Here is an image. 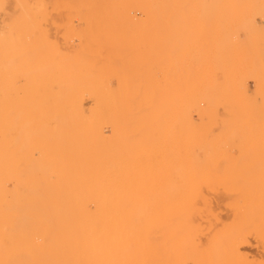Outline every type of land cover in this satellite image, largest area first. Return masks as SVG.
<instances>
[{
	"label": "rangeland",
	"instance_id": "374dc122",
	"mask_svg": "<svg viewBox=\"0 0 264 264\" xmlns=\"http://www.w3.org/2000/svg\"><path fill=\"white\" fill-rule=\"evenodd\" d=\"M12 1H14L15 5ZM110 1L0 0V264H74L72 260H69L73 257V253H67L70 252V250L63 244L65 241L69 243L65 237H70L72 233H75L73 231L76 230V226L73 225L74 222L73 224L66 222L70 216H62V211L57 205H46L42 203L45 200L42 201L41 199L39 202L38 199L29 198V204L32 205L31 208L33 207V202L36 200L41 204V209H39L41 211L38 212V210H36L37 213L34 212L35 210H33V208L36 202L34 203L32 211L31 209L28 210V207L25 211L23 210L24 205L26 207L28 201L24 203V198H21V200L20 198L16 199L15 197H11L7 191L12 183L14 153L12 144L13 125H17L15 126V128H18L17 132L21 130L25 135L26 133L24 132H29L30 135L33 134L34 131L38 133L41 131L40 128L46 129L44 134L48 131L51 132L48 133V135L41 134L42 138L44 137L43 141L40 139V134L38 133L37 136H39L36 137V140L34 138L33 141L32 137L30 138L27 136L30 139L26 142H21V139L25 140L24 138H26H23V134L21 133L22 135L19 134L21 137L19 136L20 139H18L19 143L17 148L19 150L21 145L22 148L23 146H28L29 148L31 145L30 148H33L32 150L30 148L24 149V152L21 154L19 151L20 153H18V155L21 154L20 156L24 157V159H33L32 161H35L34 163L36 164L42 162L43 165L53 166L58 161V163H61V160L67 159L66 157L70 158L77 155V139L74 132H77L79 129V126L82 124L81 120H84V116H87L86 118L91 120L86 121V123L84 122V124L88 125L83 129V137L86 135L84 138H93L97 141L94 146L96 149L93 148L91 156L98 162H103L105 160L103 163L110 164L114 171L116 169L114 174L115 176L118 175V177L116 180L114 179L113 188L115 187L114 189H117V193L115 192L117 197L123 200L124 198H122V196L126 194L128 199L130 198V202L131 198L134 200L130 203H134V207L129 204L130 206H126L127 209L124 208V212L122 211L123 214L121 210H123L125 205H128L126 202H129L127 197H125L126 195L124 196L125 200H127L126 202L123 201L125 205L121 207L119 205L117 210L114 211V217L116 216L115 218L118 219V221L121 219L120 221H126L128 223L138 222L140 218L139 216L137 218L136 212L140 211V209L141 211L145 209L146 212L150 210L148 207L145 208L146 205H151L150 201L152 202V200L149 199L151 197L153 198L151 194L154 193V185L150 183V181L154 180L156 182L157 180L156 183L161 181L167 184L173 182L174 180L171 181V179L175 177V188L177 192L176 190L170 191L174 193L171 194L172 197L169 191H165L166 193L163 192V196L166 197L161 200L162 202L160 199L163 197L158 196L159 201L155 199L157 203H155L156 201L154 200L155 202H152L154 206H151V209H154L155 204H158L156 207L158 206L160 210L155 208V212L151 210L149 213L157 214L156 212H160L161 209H168L170 206L172 207L176 204L175 206L177 207L175 210L176 212L178 211L177 213L179 216L175 213V210H173L172 214L168 215L171 217L164 218L168 216H156L158 218L157 220L154 216L149 218L147 223L148 225L152 223L150 226H153L156 222V225L160 226L164 223L166 225L170 224L174 220L172 223H182L184 228L188 227V229H191L196 239L200 240L202 238L201 240L205 239L203 240L204 242L206 240L208 241L204 244L205 246L203 245L202 248L204 249H200V252L195 251L190 253V257L187 259H192L193 261L190 260V262H188V260H186V264L187 262L188 264H209L210 260L218 264L222 258L219 264H224L225 262V264H245L246 262V264H264V239L262 238V242V239L257 240L250 235L254 228L258 230L262 229V227L264 228V201L261 200H264V193L260 194L264 192V166H260L264 165V0ZM60 2L63 4L61 3V5H59ZM107 5L111 6L108 8ZM76 6L79 7V9ZM15 9H18V12L15 11ZM110 18L111 20H109ZM25 21H27L28 24ZM2 24L3 26H1ZM33 29H35L34 33L32 31ZM78 31H81L79 32L80 35H78ZM30 42L31 44H29ZM17 44L19 45L18 47ZM86 44H89V47L86 46ZM109 45L110 47L108 48ZM11 49L14 51H11ZM32 50L33 53L36 51L34 53L35 55L32 54ZM7 51L8 53H6ZM29 51L31 53H29ZM16 56L20 57L16 59ZM11 58L14 62H11V65L9 63L7 64L6 60L9 59L12 61ZM27 61L29 63H27ZM116 62L118 64L115 65ZM121 62L124 63L122 64ZM50 63L52 64L50 65ZM4 65H8V70L5 69L6 67ZM44 66L48 68V70L45 69ZM13 68L16 69L15 72ZM39 68L41 70H39ZM109 69L113 71L111 72ZM30 70H35V73L33 74V71L29 73ZM43 71H45L46 75ZM40 72L42 73L40 74ZM8 74L12 75L9 76ZM84 76H86V78H84ZM89 82L91 84H89ZM62 86L63 88H61ZM3 89L6 91L4 94ZM3 95L6 96L4 97ZM58 96L61 102H59ZM99 96L101 97L100 99ZM103 97H105L106 100ZM15 98L17 99L15 100ZM6 100L7 102H5ZM45 100H47V103H45ZM54 100H56L55 102H59L58 106H56L58 102L55 104V102H53ZM90 101H93V103ZM121 101L122 104H120ZM42 102H44V104ZM68 105L70 107H68ZM42 106L44 107L43 110ZM98 106H101V108H98ZM36 107L39 109H36ZM48 108L50 111H45ZM68 108H70V110H68ZM102 108L106 110V112H104ZM20 109L21 111L25 109V112H23V110L22 114H26L21 115ZM88 109L90 111L92 110V112ZM27 111L31 113L28 112L27 114ZM44 112L46 114L43 115ZM49 112H51V114ZM69 112H72L71 114L73 115H70ZM85 112H88L91 116L87 115ZM57 113L61 114L58 115ZM77 114L78 116H76ZM103 114L107 115L104 116ZM13 115L18 119L16 120ZM92 115L98 122L97 120H92ZM62 117L64 120H62ZM69 117H73L71 118L73 123L70 121ZM57 118L59 120L61 119L63 124L61 120L57 121ZM125 119L126 122L124 123ZM13 120L18 122L14 123L15 121ZM42 120L44 121L42 122ZM121 120L124 123H122L123 126L120 125L122 122ZM26 121L30 122L29 125ZM45 121L47 124H44ZM92 121H94V125L91 124L93 123ZM59 122L62 124H60L62 127L59 126ZM21 123H26V129L30 127L29 130H26L25 126L21 125ZM90 124L93 125L91 128ZM64 125H66V127ZM20 126H24V129L21 127L22 130ZM32 127H35L36 130ZM89 131L94 132H90V137L87 135ZM49 135L51 138H49V141H46L45 139L48 138ZM94 135H97L98 138ZM33 136H35V132ZM26 139L28 140V138ZM104 140H107L106 143H104ZM35 141L36 143H34ZM22 148L20 150H22ZM40 148L41 152H46L47 154L41 153ZM33 150H38L40 153H38V151L34 153ZM130 150H132L131 153ZM32 153L34 154L31 157L30 154L32 155ZM160 153L163 154L161 155ZM37 154H40L39 156L41 157ZM152 154L153 156H151ZM101 155H103L102 160H100L102 157ZM147 156H149V158ZM109 157L110 159H108ZM251 157L255 160L253 158L250 159ZM49 158L51 160L54 159V162ZM171 159L173 162H171ZM161 164L163 166L160 167ZM170 165L171 167H169ZM172 165L181 166L182 170L179 172L180 177L174 172ZM134 167L137 168V170ZM171 168L173 171L171 170L170 172ZM125 169L131 171V176L133 178L130 177L123 181L124 175L131 174ZM238 170H240V172ZM120 171H122V173ZM163 173L165 174L162 175ZM121 174L123 175L120 178ZM149 174L151 176H149ZM136 175H141L143 180L134 177ZM194 176L196 178H194ZM252 176L258 177L254 179L255 177L252 178ZM153 177L155 179H153ZM159 177H161L163 181L160 180ZM251 178L254 179L251 182L252 185L248 182V179L250 180ZM135 179L138 182L140 181L139 184H134ZM181 179H183L185 183L182 182ZM194 179L196 181H194ZM257 179H259V181H257ZM116 181L117 183L119 182L118 185L120 183L122 184L119 188ZM127 181L130 182L131 185ZM186 181H190V183ZM246 181L247 186L245 184ZM125 182L127 183L125 184ZM149 183L150 190H148L149 187L146 188ZM182 183L183 185L187 184V186L178 190L177 188L181 187ZM254 183L256 186L252 188ZM261 184L263 186H261ZM135 185L139 186L135 187ZM144 185L146 186L144 187ZM131 187L134 188L132 189ZM139 187L140 189H138ZM250 187L253 189L252 191L257 192L253 194L251 190V192H248V188L250 189ZM241 188H243V190H241ZM246 190L248 193H243ZM240 191H242L243 194H241ZM142 196L147 198L151 197L149 199H144ZM253 197L258 198V200L260 199L257 201L258 203L262 202L260 204L255 202L254 205L251 206V200L254 199ZM166 198H168L167 203L164 202ZM141 199L143 201H141ZM188 199L193 202L188 201ZM14 200L19 204L15 203ZM168 200H170L169 203ZM178 200L181 201L178 202ZM121 202L122 201L119 203L121 204ZM159 202L161 203L160 205ZM190 202H192L193 205ZM21 203H24V205L22 206ZM39 203L38 205H40ZM172 203L174 204L172 205ZM183 203L188 205V209L184 207L185 205ZM15 205L18 206L17 210L19 208V212L16 211ZM38 205L36 206L37 208L35 207L34 209H38ZM139 206L142 207L140 208ZM50 207L52 208L49 209ZM248 207H250V209ZM256 208H262L263 213L262 209L260 211ZM118 209L121 213L118 212ZM251 211L259 214L257 215L259 218L257 219V217H255L256 215H253ZM127 214L130 217L127 216ZM132 215H135L138 220L136 218L134 220L135 216L133 217ZM61 216L65 218L66 221L62 220ZM118 216L120 217L118 218ZM121 217L124 218L122 219ZM181 217L184 219L182 222L180 221L183 220ZM228 217L230 220L228 219L227 221ZM254 217L256 220L253 219ZM153 218L156 221H153ZM176 218V221H179L178 223L175 222ZM189 219L190 221L193 220L191 221L193 222L192 224L188 221ZM253 220H255L254 224ZM157 221L159 223H157ZM236 221L237 223H235ZM203 222L205 224H203ZM248 224H250L251 230L247 228L249 227ZM241 226L244 228L242 229ZM232 228H236L238 234H236L235 229L231 231ZM228 229H230L232 233ZM240 229H242V231ZM244 229H247L246 232ZM249 230L250 233L248 232ZM241 232L243 233L241 234ZM203 234L204 236H202ZM226 235L227 237L225 238L224 236ZM221 236L225 239L220 238ZM216 238L219 239V242H217L218 240ZM228 238L234 239V241L238 240L240 241L239 243H242L245 239H247L246 242L248 241L247 243L244 242L241 244L239 254L242 255H238L240 257L236 255L238 259L236 256H234L236 259L233 258L232 254H224L223 252V250L226 249ZM69 239L72 240L71 237ZM212 245L214 247H211ZM223 247L225 248L223 249ZM220 248L222 250H220ZM218 250H220V252L222 251V254L220 253V257L216 258L217 255L219 256V254H217V252L219 253ZM207 255L209 258L213 255V260L212 258H208V260L205 259L204 261L203 256L207 258ZM196 257L199 258L198 262L196 261ZM217 259H219V261H216ZM68 260L71 262H68ZM215 262L210 264H215Z\"/></svg>",
	"mask_w": 264,
	"mask_h": 264
},
{
	"label": "bare ground",
	"instance_id": "6f19581e",
	"mask_svg": "<svg viewBox=\"0 0 264 264\" xmlns=\"http://www.w3.org/2000/svg\"><path fill=\"white\" fill-rule=\"evenodd\" d=\"M27 1H29V0H27ZM48 1H50V0H48ZM53 1V0H52ZM85 1V0H84ZM95 1V0H94ZM107 1V0H106ZM110 1V0H109ZM114 1V0H113ZM13 2V4H14V1H12ZM17 2V1H16ZM15 2V3H16ZM37 2V1H36ZM70 2V1H69ZM111 2V1H110ZM125 2V1H124ZM22 3V2H21ZM34 3V2H33ZM47 3V2H46ZM57 3V2H56ZM61 3L62 2H60L59 3V5H61ZM81 3V2H80ZM104 3V2H103ZM106 3V2H105ZM109 3V2H108ZM120 3V2H119ZM4 4H5V2H4ZM19 4V3H18ZM42 4V3H41ZM41 4H40V6H41ZM48 4V3H47ZM52 4V3H51ZM55 4V3H54ZM63 4V3H62ZM113 4V3H112ZM118 4V3H117ZM7 5V4H6ZM15 5V4H14ZM58 5V4H57ZM105 5V4H104ZM2 6V5H1ZM19 6H20V4H19ZM29 6V5H28ZM75 6V5H74ZM77 6H78V4H77ZM76 6V7H77ZM83 6V5H82ZM97 6V5H96ZM108 6V5H107ZM111 6V5H110ZM110 6H108V8L110 7ZM45 7V6H44ZM60 7V6H59ZM75 7V8H76ZM23 8V7H22ZM41 8H42V6H41ZM78 9H79V7H77ZM85 8V7H84ZM87 8H89V7H87ZM116 8V7H115ZM3 9V8H2ZM101 9V8H100ZM118 9V8H117ZM125 9V8H124ZM18 9H15V11H17ZM32 10V9H31ZM37 10H38V8H37ZM40 10V9H39ZM123 10V9H122ZM5 11V10H4ZM14 11V12H15ZM26 11V10H25ZM34 11V10H33ZM97 11V10H96ZM102 11V10H101ZM3 12V11H2ZM18 12V11H17ZM41 12H42V10H41ZM103 12V11H102ZM108 12V11H107ZM30 13V12H29ZM88 13V12H87ZM104 13V12H103ZM17 14V13H16ZM37 14H38V11H37ZM102 14V13H101ZM110 14H112V13H110ZM17 15H19V14H17ZM114 15V14H113ZM124 15V14H123ZM8 16H10V15H8ZM33 16H34V14H33ZM105 16V15H104ZM14 17V16H13ZM15 17H16V15H15ZM20 17V16H19ZM22 17V16H21ZM43 17V16H42ZM41 17V18H42ZM109 17V16H108ZM114 17V16H113ZM2 18V17H1ZM116 18H117V16H116ZM129 18V17H128ZM79 19V18H78ZM103 19V18H102ZM108 19V18H107ZM113 19H115V18H113ZM21 20V19H20ZM33 20V19H32ZM109 20H111V18L109 19ZM11 21V20H10ZM27 21H28V19H27ZM27 21H25V22H27ZM34 21V20H33ZM123 21V20H122ZM3 22V21H2ZM7 22V21H6ZM5 22V23H6ZM24 22V23H25ZM30 22V21H29ZM35 22V21H34ZM105 22V21H104ZM10 23V22H9ZM8 23V24H9ZM89 23V22H88ZM95 23V22H94ZM27 24H28V22H27ZM31 24V23H30ZM106 24V23H105ZM7 25V24H6ZM21 25V24H20ZM31 25H33V24H31ZM84 25H85V23H84ZM92 25V24H91ZM93 25H95V24H93ZM103 25V24H102ZM117 25V24H116ZM115 25V26H116ZM122 25V24H121ZM1 26H3V24L1 25ZM119 26V25H118ZM12 27V26H11ZM124 27V26H123ZM5 28H6V26H5ZM13 28H14V26H13ZM12 28V29H13ZM3 29V28H2ZM11 29V30H12ZM15 29V28H14ZM28 29V28H27ZM31 29H32V27H31ZM81 29V28H80ZM110 29V28H109ZM20 30V29H19ZM34 30L35 29H33L32 31H33V33H34ZM37 30V29H36ZM2 31V30H1ZM15 31H18V30H15ZM42 31V30H41ZM41 31H38V32H41ZM102 31V30H101ZM105 31V30H104ZM115 31V30H114ZM126 31V30H125ZM13 32V31H12ZM22 32V31H21ZM45 32V31H44ZM79 32H81V31H78V35H80L79 34ZM86 32V31H85ZM1 33V32H0ZM6 33V32H5ZM15 33V32H14ZM13 33V34H14ZM36 33V32H35ZM9 34H11V33H9ZM38 34V33H37ZM42 34V33H41ZM46 34V33H45ZM85 35H86V33H85ZM88 35V34H87ZM91 35V34H90ZM109 35V34H108ZM119 35V34H118ZM36 36V35H35ZM42 36H44V35H42ZM95 36V35H94ZM114 36V35H113ZM13 37V36H12ZM30 37H31V35H30ZM82 37V36H81ZM88 37V36H87ZM97 37V36H96ZM2 38H5V37H2ZM27 38V37H26ZM83 38H84V36H83ZM9 39V38H8ZM3 40V39H2ZM23 40H24V38H23ZM83 40V39H82ZM1 41V40H0ZM6 41H7V39H6ZM20 41V40H19ZM28 41V40H27ZM30 41V40H29ZM80 41H81V38H80ZM89 41H90V39H89ZM46 42V41H45ZM106 42V41H105ZM25 43H26V40H25ZM87 43V42H86ZM95 43V42H94ZM20 44H21V42H20ZM29 44H31V42L29 43ZM29 44H27V45H29ZM111 44V43H110ZM119 44V43H118ZM124 44V43H123ZM19 45L17 44V47H18ZM80 46V45H79ZM86 46H88L89 47V44L87 45L86 44ZM97 46V45H96ZM106 46H107V44H106ZM113 46H115V45H113ZM2 47H3V45H2ZM24 47V46H23ZM39 47H41V46H39ZM110 47V45L108 46V48ZM16 48V47H15ZM14 48V49H15ZM99 48H100V46H99ZM33 49V48H32ZM93 49V48H92ZM112 49V48H111ZM116 49V48H115ZM114 49V50H115ZM13 49H11V51H12ZM16 50V49H15ZM52 50V49H51ZM81 50V49H80ZM88 50V49H87ZM105 50H106V48H105ZM109 50V49H108ZM119 50V49H118ZM124 50V49H123ZM10 51V50H9ZM14 51V50H13ZM85 51V50H84ZM111 51V50H110ZM124 51H126V50H124ZM16 52H17V50H16ZM32 52V54L33 55H35L34 53L36 52H34L33 53V50L31 51ZM30 51H29V53H31ZM38 52V51H37ZM41 52V51H40ZM47 52V51H46ZM6 53H8V51L6 52ZM5 53V54H6ZM27 53V52H26ZM59 53V52H58ZM104 53V52H103ZM102 53V54H103ZM28 54V53H27ZM81 54V53H80ZM84 54V53H83ZM87 54V53H86ZM1 55H3V54H1ZM23 55V54H22ZM10 56V55H9ZM23 56H25V55H23ZM29 56V55H28ZM49 56V55H48ZM81 56V55H80ZM92 56V55H91ZM107 56V55H106ZM220 56V55H219ZM225 56V55H224ZM5 57V56H4ZM7 57V56H6ZM12 57V56H11ZM17 57H20V56H16V59H17ZM85 57H86V55H85ZM96 57V56H95ZM126 57V56H125ZM1 58H2V56H1ZM28 58V57H27ZM12 59V58H11ZM29 59V58H28ZM82 59V58H81ZM6 60V59H5ZM34 60V59H33ZM99 60V59H98ZM110 60V59H109ZM108 60V61H109ZM121 60V59H120ZM4 61V60H3ZM20 61V60H19ZM40 61V60H39ZM56 61V60H55ZM79 61H80V59H79ZM83 61V60H82ZM88 61V60H87ZM106 61V60H105ZM111 61H113V60H111ZM124 61V60H123ZM13 63L14 61H13V59H12V61H10L9 59L8 60H6V63L8 64H10V63ZM15 62H16V60H15ZM47 62H48V60H47ZM52 62V61H51ZM83 62H85V61H83ZM100 62V61H99ZM115 62V61H114ZM113 62V63H114ZM220 62V61H219ZM5 63V62H4ZM5 63V64H6ZM17 63V62H16ZM27 63H29L28 61H27ZM36 63V62H35ZM88 63V62H87ZM101 63V62H100ZM111 63V62H110ZM122 64L124 63V62H121ZM120 63V64H121ZM126 63V62H125ZM40 64V63H39ZM43 64V63H42ZM52 63H50V65H51ZM112 64V63H111ZM116 64H118L117 62L115 63V65ZM119 64V65H120ZM11 65V64H10ZM49 65V66H50ZM89 65H90V63H89ZM99 65V64H98ZM5 66V65H4ZM7 66L8 65H6L4 68L5 69H7ZM20 66V65H19ZM23 66V65H22ZM48 66V67H49ZM84 66V65H83ZM88 66V65H87ZM12 67V66H11ZM39 67V66H38ZM79 67V66H78ZM106 67V66H105ZM2 68V67H1ZM20 68H21V66H20ZM35 68V67H34ZM44 68H45V66H44ZM104 68V67H103ZM112 68V67H111ZM5 69H3V70H5ZM14 69V68H13ZM13 69H10V70H13ZM45 69H47L48 70V68H45ZM83 69V68H82ZM93 69H95V68H93ZM101 69V68H100ZM125 69V68H124ZM8 70V69H7ZM15 70L16 69H14V72H15ZM22 70V69H21ZM39 70H41L40 68H39ZM99 70V69H98ZM109 70H111V69H109ZM31 71H33V70H30V72L29 73H31ZM95 71V70H94ZM101 71V70H100ZM113 70H111V72H112ZM124 71V70H123ZM9 72H11V71H9ZM44 73H45V71H43ZM49 72V71H48ZM87 72V71H86ZM89 72V71H88ZM102 72V71H101ZM20 73V72H19ZM26 73V72H25ZM28 73V72H27ZM35 73V70L33 71V74ZM42 72H40V74H41ZM124 73V72H123ZM32 74V75H33ZM98 74H99V72H98ZM108 74V73H107ZM9 75V74H8ZM10 75H12V74H10ZM9 75V76H10ZM14 75V74H13ZM31 75V76H32ZM45 75H46V73H45ZM45 75H43V76H45ZM47 75H48V73H47ZM57 75V74H56ZM80 75V74H79ZM102 75V74H101ZM211 75V74H210ZM41 76V75H40ZM92 76V75H91ZM91 76H90V78H91ZM96 76V75H95ZM174 76V75H173ZM24 78H25V76H24ZM33 78H34V76H33ZM38 78H39V76H38ZM84 78H86V76H84ZM9 79V78H8ZM46 79V78H45ZM101 79H102V76H101ZM176 79V78H175ZM47 80V79H46ZM51 80V79H50ZM49 80V81H50ZM54 80V79H53ZM84 80H86V79H84ZM105 80V79H104ZM4 81V80H3ZM9 81H11V80H9ZM26 81H27V79H26ZM56 81H58V80H56ZM95 81H96V79H95ZM6 82V81H5ZM44 82V81H43ZM51 82V81H50ZM82 82V81H81ZM123 82V81H122ZM58 83V82H57ZM96 83H97V81H96ZM121 83V82H120ZM3 84V83H2ZM13 84V83H12ZM33 84V83H32ZM89 84H91L90 82H89ZM25 85V84H24ZM57 85V84H56ZM55 85V86H56ZM50 86H52V85H50ZM78 86V85H77ZM80 86H81V84H80ZM83 86V85H82ZM97 86V85H96ZM100 86V85H99ZM6 87V86H5ZM13 87V86H12ZM25 87V86H24ZM52 88V87H51ZM61 88H63V86L61 87ZM104 88V87H103ZM6 89H8V88H6ZM31 89V88H30ZM53 89H55V88H53ZM58 89V88H57ZM123 89V88H122ZM4 90V89H3ZM81 90V89H80ZM84 90V89H83ZM97 90V89H96ZM7 91H9V90H7ZM38 91H39V89H38ZM37 91V92H38ZM41 91V90H40ZM99 91V90H98ZM102 91H104V90H102ZM6 91L4 90V92H3V94L5 93ZM44 92V91H43ZM64 92V91H63ZM93 92V91H92ZM40 93V92H39ZM48 93V92H47ZM47 93H45V94H47ZM53 93V92H52ZM114 93V92H113ZM41 94V93H40ZM63 94V93H62ZM14 95V94H13ZM64 95V94H63ZM79 95V94H78ZM86 95V94H85ZM4 97L6 96V95H3ZM84 96V95H83ZM114 96V95H113ZM123 96V95H122ZM53 97H55V96H53ZM78 97V96H77ZM88 97V96H87ZM93 97V96H92ZM97 97H98V95H97ZM125 97V96H124ZM28 98H29V96H28ZM46 98V97H45ZM57 98H59V96L57 97ZM76 98V97H75ZM79 98V97H78ZM77 98V99H78ZM82 98V97H81ZM84 98V97H83ZM101 97L99 96V99H100ZM104 99H105V97H103ZM115 98H117V97H115ZM5 99V98H4ZM17 98H15V100H16ZM23 99V98H22ZM88 99V98H87ZM95 99V98H94ZM110 99V98H109ZM25 100V99H24ZM57 100V99H56ZM56 100H54L53 102H55ZM59 100H60V98H59ZM70 100V99H69ZM75 100V99H74ZM79 100V99H78ZM82 100V99H81ZM106 100V99H105ZM121 100H122V98H121ZM32 101V100H31ZM46 102L45 103H47V100H45ZM94 101V100H93ZM93 101H90V102H92L93 103ZM101 101H102V99H101ZM104 101V100H103ZM5 102H7V100L5 101ZM30 102V101H29ZM58 102V101H57ZM57 102H55V104L57 103ZM59 102H61V100L59 101ZM59 102H58V104L56 105V106H58L59 105ZM71 102V101H70ZM73 102H75V101H73ZM79 102H80V100H79ZM89 102V101H88ZM30 103H32V102H30ZM43 104H44V102H42ZM50 103H51V101H50ZM105 103H106V101H105ZM124 103V102H123ZM18 104H19V102H18ZM49 104V103H48ZM61 104V103H60ZM96 104V103H95ZM108 104V103H107ZM119 104V103H118ZM120 104H122V101L120 102ZM22 105H24V104H22ZM28 105H29V103H28ZM31 105V104H30ZM35 105V104H34ZM90 105V104H89ZM97 105V104H96ZM99 105V104H98ZM101 105V104H100ZM102 105H104V104H102ZM109 105H110V103H109ZM108 105V106H109ZM15 106V105H14ZM16 106H17V104H16ZM26 106H27V104H26ZM85 106V105H84ZM94 106V105H93ZM112 106V105H111ZM120 106H122V105H120ZM37 107H38V105H37ZM36 107V109H39V108H37ZM43 107V106H42ZM41 107V108H42ZM64 107V106H63ZM68 107H70L69 105H68ZM103 107V106H102ZM29 108H30V106H29ZM60 108V107H59ZM98 108H101V106L99 107L98 106ZM106 108V107H105ZM129 108V107H128ZM128 108H126V109H128ZM16 109H17V107H16ZM44 109V107L42 108V110ZM61 109V108H60ZM85 109V108H84ZM92 109V108H91ZM103 109V108H102ZM101 109V110H102ZM112 109V108H111ZM24 110V111H23ZM22 111L23 112H25V109H23ZM50 111V109L48 108L47 110H45V111ZM68 110H70V108H68ZM74 110V109H73ZM86 110V109H85ZM89 110V109H88ZM87 110V111H88ZM101 110H100V112H101ZM104 110V109H103ZM115 110V109H114ZM116 110H117V107H116ZM13 111H14V109H13ZM12 111V112H13ZM22 111H21V109H20V113H21V115H24V114H26V113H24V114H22ZM35 111V110H34ZM58 111V110H57ZM61 111V110H60ZM67 111V110H66ZM76 111V110H75ZM90 111V110H89ZM88 111V112H89ZM97 111H99V110H97ZM28 112H30V111H27V114H28ZM36 112V111H35ZM43 112V111H42ZM51 112H53V111H51ZM51 112H49L50 114H51ZM62 112V111H61ZM86 113L87 115H90L91 116V114H89V113ZM90 112H92V110L90 111ZM104 112H106V110H104ZM103 112V113H104ZM19 113V114H20ZM31 113V112H30ZM70 113V112H69ZM72 113V112H71ZM70 113V115H73V114H71ZM102 113V112H101ZM100 113V114H101ZM14 114V113H13ZM44 114H46L45 112L43 113V115ZM49 114V115H50ZM56 114V113H55ZM58 114V113H57ZM59 114H61V113H59ZM58 114V115H59ZM65 114V113H64ZM76 114V113H75ZM74 114V115H75ZM41 115H42V113H41ZM82 115V114H81ZM104 115V114H103ZM105 115H107V114H105ZM104 115V116H105ZM115 115V114H114ZM120 115V114H119ZM130 115V114H129ZM128 115V116H129ZM15 118H16V116L15 115H13ZM18 116V115H17ZM66 116V115H65ZM76 116H78V114L76 115ZM93 116V115H92ZM94 116H95V114H94ZM94 116H93V118H92V120H94V121H96L97 119H94ZM103 116V117H104ZM117 116V115H116ZM127 116V117H128ZM22 117V116H21ZM37 117V116H36ZM43 117V116H42ZM45 117V116H44ZM87 117V116H86ZM85 116H84V120H81L82 121V124L79 126V129L77 130L76 128V130H77V132H74V135L76 136V142H77V145H76V149L78 150V152H76L77 153V155H74L73 153V157H70V158H68V157H66L67 159H65V160H61V163H56L55 165H51V166H48V165H43V163L42 162H40V164H39V162L36 164V163H34L32 160L33 159H29V158H26V159H24V157H22V156H20L23 152H24V149H29L30 147H31V145L29 146V148H28V146L27 147H24L23 146V148H22V145H21V147H20V149L22 148V150H18V148H17V146H18V139H20L19 138V136L21 137V135L23 134V131H21L20 130V132H17V130H18V128L16 129L15 128V126H17L16 124H15V126L13 125L12 126V144H13V148H14V153H13V172H12V183H11V187L8 189V193L11 195V197H15L16 199L17 198H24V203H26L27 201H28V203H27V205H30L29 203V201H30V199H38L39 200V202H40V199L43 201V200H45L44 202H42V203H45L46 205H57L58 206V208L59 209H61V211H62V216H65V215H69L70 216V218L66 221V219L65 218H63L62 216V220H65L66 222H69V223H72L73 224V222H74V224L73 225H75L76 226V230H74L73 232H75L74 234L72 233V235L70 236L71 238H72V240H73V242H72V240H70L69 238V236H67V237H65V239H67L68 240V242L69 243H67L66 241L63 243V244H65L66 245V247H68L69 248V250H70V252H67V253H73V257L72 258H70L69 260H72L73 261V263L74 264H186V260H188V262H190V260L191 261H193L192 259H187V258H189L190 257V253H192V252H195V251H197V252H200V249H204V248H202L203 247V245L204 244H206V241L204 242L203 240H205V239H203V240H199V239H196V237L195 236H193V231L191 230V229H188V227L187 228H184L183 226H182V223L181 224H175V223H170V224H159L160 226H158V225H156V222H155V226L153 225V226H150V224H152V223H150L149 225H148V223H147V220L149 219V218H151V217H156V216H162V217H164V216H168V215H171L172 214V212H173V210H175L176 209V207L177 206H175L176 204H174V203H172V207L170 206V208H168V209H161V211L160 212H156L157 214H151V213H149L151 210H153L154 212H155V208L156 209H158V206L156 207V205H158V204H155V207H154V209H151V206H154V202L156 201L155 199H157L158 200V196H162L163 198H161L160 199V201L162 200V199H164L165 197L163 196V192H165V191H169V194H170V196L172 197V195L171 194H174L173 192L171 193L170 191H175L176 190V185H175V177H174V179H171V181L172 180H174L173 182H171V183H162L161 181L159 182V183H156L157 182V180H156V182L154 181V180H148V181H150V183H152L153 185H154V193L153 194H151V196L153 195V198L151 197H144V196H142L144 199L145 198H147V199H149V200H152V202L150 201V203H151V205L149 206V204H148V206L146 205H144V203H143V205L145 206V208L146 207H148L150 210L148 211V212H146V210H145V212H144V210H142L141 211V209H140V211H138V212H136V210H135V212L137 213L136 215H137V218H138V216H139V221L138 222H126V221H120L121 219H119V221H118V219H116L115 217H114V211L115 210H117V207H119V205H120V207L121 206H123V205H125V204H123L124 202H126L127 200H125V197H127V199H128V196L126 195H123L122 196V198H124L123 200L121 199H119L118 197H117V189L115 190L114 188H113V182H114V179L116 180V178L118 177V175H116L115 176V174H114V172L116 171V169H115V171L112 169V166L110 165V164H108V163H103L102 161V163L101 162H98V161H96L95 160V158H93L92 156H91V152L93 151V148H94V146L96 145V143H97V141H96V139H93L92 137V139H89L88 137H86V138H84L83 137V129H84V127L86 126V125H88V124H84V122L86 123V121H90L91 119H87ZM108 117V116H107ZM126 117V118H127ZM25 118V117H24ZM60 118H61V116H60ZM70 118V121L72 120L71 118H73V117H69ZM75 118V117H74ZM96 118H97V116H96ZM113 118V117H112ZM18 118H16V120H17ZM19 119H21V118H19ZM30 119H32V118H30ZM37 119H39V118H37ZM41 119V118H40ZM48 119H50V118H48ZM56 119V118H55ZM76 119V118H75ZM77 119H78V117H77ZM101 119V118H100ZM103 119H105V118H103ZM61 120V119H60ZM58 118H57V121H60ZM62 120H64L63 119V117H62ZM61 120V122H62V124H63V121ZM187 120V119H186ZM13 121H15V120H13ZM22 121V120H21ZM37 121V120H36ZM41 121V120H40ZM44 120H42V122H43ZM56 121V122H57ZM68 121V120H67ZM73 121V120H72ZM71 121V122H72ZM75 122L77 121V120H74ZM94 121H92L93 123H91V124H93L94 125ZM100 121V120H99ZM122 121V120H121ZM129 121V120H128ZM16 122H18V121H15L14 123H16ZM49 122V121H48ZM77 122H79V121H77ZM97 122H98V120H97ZM102 122H103V120H102ZM105 122H106V120H105ZM126 122V119H125V121H124V123ZM26 123L29 125V123L30 122H28V121H26ZM26 123H21V125H24L25 126V129L27 128L26 126H27V124ZM34 123H36V122H34ZM51 123V122H50ZM50 123H49V125H50ZM73 123V122H72ZM80 123V122H79ZM88 123V122H87ZM96 123V122H95ZM122 123H123V121L121 122V124L120 125H122ZM123 123V124H124ZM18 124V123H17ZM26 124V125H25ZM38 124H40V123H38ZM44 124H47V122L45 121V123ZM61 123L59 122V126H61L60 125ZM64 124H65V121H64ZM75 124V123H74ZM90 124V128L93 126V125H91ZM99 124V123H98ZM109 125V124H108ZM119 125V126H120ZM24 126H20V128L21 127H23V129H24ZM31 126V125H30ZM33 126V125H32ZM35 126V125H34ZM38 126V125H37ZM65 127H66V125H64ZM72 126H74V125H72ZM112 126H114V125H112ZM112 126H110V127H112ZM123 126V125H122ZM44 127V126H43ZM46 127V126H45ZM62 127V126H61ZM99 127V126H98ZM107 127V126H106ZM30 128V127H29ZM29 128L28 129H26V130H29ZM32 128H35V127H32ZM49 128V127H48ZM22 129V128H21ZM22 129V130H23ZM38 129H39V127H38ZM40 129H41V131L43 132H41L40 131ZM39 129V131L41 132H38L39 134H40V139H42V141L44 140L43 138H42V135L41 134H44V132H45V130L46 129H42V128H40ZM105 129V128H104ZM120 129V128H119ZM35 130H36V128H35ZM44 130V131H43ZM69 130V129H68ZM70 130H73V129H70ZM86 130V129H85ZM110 130H111V128H110ZM94 131H96V130H94ZM30 132H31V129H30ZM34 132H35V136H33V134H34ZM33 132V134H31L30 135V133L28 132H24V133H26V135L25 134H23L22 136H23V138L24 137H26V138H28V140L26 139V138H24L25 140H22L21 139V142H26V141H29V139L32 137V140L35 138V140L37 139L36 137H38L37 136V132L36 131H34ZM72 132V131H71ZM90 132H93V131H89V133L87 132V135L89 136V134H90ZM111 132V131H110ZM22 133V134H21ZM32 133V132H31ZM48 133H51V132H47V133H45L44 135H48ZM94 133V132H93ZM117 133V132H116ZM124 133V132H123ZM19 134H21V135H19ZM28 134V135H27ZM85 134V133H84ZM100 134V133H99ZM25 135V136H24ZM98 135V134H97ZM97 135L95 136V137H97ZM117 135V134H116ZM118 135H120V134H118ZM27 136H29V137H27ZM93 136V137H94ZM115 136V135H114ZM122 136H123V134H122ZM46 137V136H45ZM90 137V136H89ZM103 137V136H102ZM107 137V136H106ZM111 137V136H110ZM117 137V136H116ZM49 138H51V136L49 135L48 136V138H46L45 140L47 141H49ZM98 138V137H97ZM105 139V138H104ZM117 139V138H116ZM34 141V140H33ZM41 141V140H40ZM41 141V142H42ZM51 141H52V139H51ZM107 141V140H106ZM106 141L104 140V143H106ZM114 141V140H113ZM121 141V140H120ZM119 141V142H120ZM32 142V141H31ZM45 142V141H44ZM53 142V141H52ZM96 142V143H95ZM34 143H36V141L34 142ZM101 143H103V142H101ZM103 143V144H104ZM112 143V142H111ZM29 144V143H28ZM32 144V143H31ZM45 144V143H44ZM49 144V143H48ZM54 144V143H53ZM52 144V145H53ZM49 145H51V144H49ZM56 145V144H55ZM111 145V144H110ZM20 146V145H19ZM33 146V145H32ZM36 146H38V145H36ZM54 146V145H53ZM105 146V145H104ZM34 147V146H33ZM41 147V146H40ZM48 147V146H47ZM107 147V146H106ZM38 148V147H37ZM44 148H46V147H44ZM49 148V147H48ZM53 148V147H52ZM123 148V147H122ZM31 149V148H30ZM33 149V148H32ZM31 149V150H32ZM94 149H96V148H94ZM111 149V148H110ZM117 149V148H116ZM44 150V149H43ZM42 150V151H43ZM46 150V149H45ZM21 152V154L20 155H18V153H20ZM26 151H28V150H26ZM26 151H25V153H26ZM34 151V150H33ZM36 151H38V150H36ZM36 151H34V153L36 152ZM47 151V150H46ZM53 151H54V149H53ZM55 151H57V150H55ZM59 151V150H58ZM75 151V150H74ZM131 151L132 150H130V153H131ZM134 151V150H133ZM29 152V151H28ZM40 152H41V148H40ZM39 151H38V153H40ZM49 152V151H48ZM73 152V151H72ZM95 152V151H94ZM104 152H106V151H104ZM141 152V151H140ZM139 152V153H140ZM155 152V151H154ZM157 152V151H156ZM34 153H32V155L30 154V156L32 157L33 156V154ZM41 153H46V152H41ZM50 153H51V151H50ZM126 153V152H125ZM153 153V152H152ZM159 153V152H158ZM249 153V152H248ZM251 153V152H250ZM27 154V153H26ZM47 154V153H46ZM45 154V155H46ZM94 154V153H93ZM95 154H97V153H95ZM104 154V153H103ZM106 154V153H105ZM113 154V153H112ZM115 154H117V153H115ZM128 154H129V152H128ZM143 154V153H142ZM161 155L163 154V153H160ZM25 155V154H24ZM38 156L40 155V154H37ZM43 155V154H42ZM54 155V154H53ZM59 155V154H58ZM57 155V156H58ZM65 155V154H64ZM69 155V154H68ZM97 155H99V154H97ZM126 155V154H125ZM131 155V154H130ZM209 155V154H208ZM37 156V157H38ZM95 156V155H94ZM102 157H101V159L100 160H102L103 159V155H101ZM127 156V155H126ZM151 156H153V154L151 155ZM150 156V157H151ZM158 156V155H157ZM26 157V156H25ZM39 157H41V156H39ZM52 157V156H51ZM96 157V156H95ZM141 157V156H140ZM148 158H149V156H147ZM156 157V156H155ZM159 157V156H158ZM34 158V157H33ZM58 158V157H57ZM63 158H65V157H63ZM145 158V157H144ZM147 158V159H148ZM160 158V157H159ZM224 158V157H223ZM248 158H249V155H248ZM253 157H251L250 159H252ZM35 159V158H34ZM44 159H45V157H44ZM50 159V158H49ZM56 159V158H55ZM59 159V158H58ZM61 159V158H60ZM108 159H110V157L108 158ZM115 159H117V158H115ZM127 159V158H126ZM131 159V158H130ZM225 159V158H224ZM231 159V158H230ZM254 159V158H253ZM40 160V159H39ZM51 160V159H50ZM53 160V162H54V159H52ZM51 160V161H52ZM172 160V159H171ZM255 160V159H254ZM38 161V160H37ZM45 161V160H44ZM48 161V160H47ZM56 161V160H55ZM107 161V160H106ZM253 161V160H252ZM263 161V160H262ZM118 162V161H117ZM171 162H173V160L171 161ZM239 162H240V160H239ZM238 162V163H239ZM251 162V161H250ZM257 162H258V160H257ZM34 163V164H33ZM41 163H42V165H41ZM49 163V162H48ZM121 163V162H120ZM209 163V162H208ZM228 163V162H227ZM246 163V162H245ZM46 164V163H45ZM122 164V163H121ZM136 164V163H135ZM141 164H142V162H141ZM181 164V163H180ZM229 164V163H228ZM247 164V163H246ZM254 164V163H253ZM50 165V164H49ZM120 165V164H119ZM148 165H150V164H148ZM153 165V164H152ZM156 165V164H155ZM154 165V166H155ZM159 165V164H158ZM165 165V164H164ZM215 165V164H214ZM219 165V164H218ZM153 166V167H154ZM161 166H163L162 164L160 165V167ZM204 166V165H203ZM211 166V165H210ZM235 166V165H234ZM250 166V165H249ZM261 167L262 166H264V165H260ZM118 167V166H117ZM116 167V168H117ZM165 167H166V165H165ZM169 167H171V165L169 166ZM184 167V166H183ZM230 167V166H229ZM244 167V166H243ZM256 167V166H255ZM135 168V167H134ZM146 168H147V166H146ZM155 168H156V166H155ZM158 168V167H157ZM167 168H168V165H167ZM166 168V169H167ZM172 168L174 169V172H176V174L178 175V177H180V175H179V172H180V170H182L181 169V166H174V165H172ZM172 168L170 169V172H171V170H172ZM185 168H187V167H185ZM184 168V169H185ZM221 168H222V166H221ZM220 168V169H221ZM231 168V167H230ZM229 168V169H230ZM246 168V167H245ZM248 168V167H247ZM129 169V168H128ZM127 169V170H128ZM136 170H137V168H135ZM166 169H164V170H166ZM169 169V168H168ZM205 169V168H204ZM213 169H215V168H213ZM218 169V168H217ZM236 169V168H235ZM122 170V169H121ZM126 170V169H125ZM126 170V171H127ZM130 170V169H129ZM127 171V172H130L131 173V171ZM156 170V169H155ZM154 170V171H155ZM219 170V169H218ZM124 171V170H123ZM140 171V170H139ZM150 171V170H149ZM157 171V170H156ZM155 171V172H156ZM162 170L160 169V172H161ZM173 171V170H172ZM210 171V170H209ZM230 171V170H229ZM239 172H240V170H238ZM261 171V170H260ZM263 171V170H262ZM119 172V171H118ZM121 173H122V171H120ZM136 172V171H135ZM142 172H144V171H142ZM167 172V171H166ZM185 172V171H184ZM187 172V171H186ZM225 172V171H224ZM235 172H237V171H235ZM243 172V171H242ZM254 172H255V170H254ZM129 173V174H130ZM140 173V172H139ZM149 173V172H148ZM162 173V172H161ZM160 173V174H161ZM169 173V172H168ZM183 173V172H182ZM223 173V172H222ZM238 173V172H237ZM258 173V172H257ZM263 173H264V171H263ZM116 174H117V172H116ZM120 174V173H119ZM126 174V173H125ZM128 174V173H127ZM151 174V173H150ZM149 174V176H151ZM165 173H163L162 175H164ZM185 174V173H184ZM192 174V173H191ZM217 174V173H216ZM255 174H256V172H255ZM259 174V173H258ZM122 175L123 174H121V176H120V178L122 177ZM132 173L130 174V175H124V177H123V181H124V179H128V178H133L132 176ZM142 175V174H141ZM141 175L139 176V175H136V176H134V177H137V179L138 178H141V180H143L142 179V177H141ZM147 175V174H146ZM152 175H153V173H152ZM170 175H171V173H170ZM199 175V174H198ZM215 175V174H214ZM221 175V174H220ZM226 175V174H225ZM245 175H247V174H245ZM251 175V174H250ZM257 175V174H256ZM260 175V174H259ZM172 176V175H171ZM170 176V177H171ZM176 176V175H175ZM215 176H217V175H215ZM222 176V175H221ZM248 176H249V174H248ZM164 177V176H163ZM162 177V178H163ZM166 177V176H165ZM177 177V178H178ZM182 177V176H181ZM211 177V176H210ZM253 177H255V176H252V178ZM256 177H258V176H256ZM256 177L254 178V179H256ZM144 178H145V175H144ZM160 178V180H162L161 179V177H159ZM184 178V177H183ZM194 178H196L195 176H194ZM198 178V177H197ZM203 178V177H202ZM201 178V179H202ZM249 178V177H248ZM251 178V179H252ZM153 179H155L154 177H153ZM185 179V178H184ZM250 179V180H251ZM254 179H252L251 181L248 179V182H250L249 184H251L252 185V181L254 180ZM178 180H180V179H178ZM198 180V179H197ZM200 180V179H199ZM210 180V179H209ZM212 180V179H211ZM214 180V179H213ZM215 180H216V178H215ZM130 181V180H129ZM137 180L135 179V182H134V184L135 183H138L139 184V182L137 181ZM147 181V180H146ZM163 181V180H162ZM169 181H170V179H169ZM181 181L182 182H184L183 181V179H181ZM194 181H196L195 179H194ZM244 181V180H243ZM257 181H259V179H257ZM263 181V180H262ZM261 181V182H262ZM128 182V181H127ZM127 182H125V184L127 183ZM130 182H133V181H130ZM130 182H128L129 184H130ZM145 182V181H144ZM186 182H188V181H186ZM260 182V183H261ZM116 183H117V181H116ZM119 183V182H118ZM118 183H117V185H118ZM123 183V182H122ZM141 183H142V181H141ZM148 183V182H147ZM150 183L146 186V185H144V187L146 186V188H148L149 186H150ZM185 183V182H184ZM188 183H190V181L188 182ZM247 183V181L245 182V184ZM128 184V185H129ZM193 184V183H192ZM244 184V183H243ZM248 184V185H249ZM259 184V183H258ZM257 184V185H258ZM262 184H263V182H262ZM261 184V186H263ZM116 185V186H117ZM120 185H122L121 183L118 185V188L120 187ZM131 185V184H130ZM130 185L128 186L129 188H130ZM126 186V185H125ZM139 186V185H138ZM137 185H135V187H138ZM185 186H187V184L186 185H183V183H182V186L181 187H179V188H177L178 190L180 189V188H182V187H184L185 188ZM243 186H245V185H243ZM242 186V187H243ZM246 186H247V184H246ZM256 185H255V183H254V185H253V187L252 188H254ZM142 187H143V185H142ZM189 187V186H188ZM258 187V186H257ZM132 189L134 188V187H131ZM146 188H144V189H146ZM152 188V189H153ZM175 188V189H174ZM264 188V187H263ZM121 189V188H120ZM138 189H140V187L138 188ZM244 189H245V187H244ZM131 190V189H130ZM142 190V189H141ZM140 190V191H141ZM148 190H150V187H149V189ZM147 190V191H148ZM241 190H243V188H241ZM248 192H251L253 189H251V187H250V189L248 188ZM251 190V191H250ZM256 190V189H255ZM264 190V189H263ZM119 191V190H118ZM125 191V190H124ZM136 191V190H135ZM145 191V190H144ZM238 191H239V189H238ZM116 192V193H115ZM127 192V191H126ZM129 192V191H128ZM131 192V191H130ZM176 192H177V190H176ZM241 192V194H243V193H248L247 192V190L245 191V192H243L242 193V191H240ZM257 192V191H256ZM256 192H254V191H252V194L253 193H256ZM136 193V192H135ZM141 193V192H140ZM142 193H144V192H142ZM148 193V192H147ZM161 193H162V195H161ZM166 193V192H165ZM260 193V192H259ZM262 193H264V192H261L260 194H262ZM130 194V193H129ZM128 194V195H129ZM133 194H134V190H133ZM250 194V193H249ZM120 195V194H119ZM131 195V194H130ZM144 195V194H143ZM148 195V194H147ZM125 196V197H124ZM131 196H133V195H131ZM141 196V195H140ZM146 196V195H145ZM173 196H175V195H173ZM239 196H240V194H239ZM238 196V197H239ZM258 196H261V195H258ZM263 196V195H262ZM134 197V196H133ZM159 197V198H160ZM169 197V196H168ZM176 197V196H175ZM244 197V196H243ZM252 197V196H251ZM14 198V199H15ZM26 198V199H25ZM27 198H28V200H27ZM30 198V199H29ZM135 198V197H134ZM250 198V197H249ZM249 198H247V199H249ZM254 199H252L251 200V206H253L254 205V203L255 202H257V201H259L258 200V198H256V197H253ZM264 198V197H263ZM20 199H19V202H20ZM130 199V198H129ZM128 199V200H129ZM133 198H131V202L132 201H134V200H132ZM167 199L168 198H166V201L164 200V202L165 203H167ZM173 199H174V197H173ZM181 199V198H180ZM184 199V198H183ZM240 199V198H239ZM22 200V199H21ZM31 201V202H33V207H34V203L36 202V205H35V207L38 205V201ZM122 201L121 202V204L119 203L120 201ZM136 200V199H135ZM139 200V199H138ZM149 200H148V202H149ZM155 200V201H154ZM241 200V199H240ZM262 201H264L263 199H261ZM15 201V203H18V202H16V200H14ZM18 201V200H17ZM124 201V202H123ZM140 201V200H139ZM141 201H143L142 199H141ZM159 201V200H158ZM174 201V200H173ZM181 201V200H180ZM179 200H178V202H180ZM188 201H192V200H190V199H188ZM187 201V202H188ZM261 201V202H262ZM22 202V201H21ZM38 202V203H37ZM130 202V200H129V202L127 201L126 203L128 204V205H125V207H123V210H121V208H120V210H121V212L123 211L124 212V208H126L127 209V207L126 206H130V205H132L133 207H134V203L133 204H130L131 203ZM162 202V201H161ZM163 202V203H164ZM170 202V200H168V203ZM187 202H185V203H187ZM193 202V201H192ZM192 202H190L192 205H193V203ZM205 202V201H204ZM260 202V203H261ZM24 203H21V205L23 206L24 205ZM139 203V202H138ZM137 203V204H138ZM146 203V202H145ZM155 203H157V201L155 202ZM175 203H176V200H175ZM182 203V202H181ZM189 203V202H188ZM243 203H245V202H243ZM258 203V202H257ZM260 203H258V204H260ZM19 204V203H18ZM40 204V203H39ZM130 204V205H129ZM161 203L159 202V205H160ZM184 204V203H183ZM204 204V203H203ZM249 204V203H248ZM26 205V207H25V205H24V209L23 210H27V207H28V210H30L31 209V211H32V208H31V206L32 205H30V206H27ZM169 205V204H168ZM182 205V204H181ZM185 206V208L186 209H188L187 207H188V205H186V204H184ZM190 205V204H189ZM208 205V204H207ZM16 206V205H15ZM14 206V207H15ZM41 204L40 205H38V209H34L33 208V210H35L34 212H36L37 213V211L36 210H38V212L39 211H41V210H39V209H41ZM132 206H131V208H132ZM243 206V205H242ZM244 206H245V204H244ZM244 206H243V208H244ZM256 206V205H255ZM261 206V205H260ZM17 207L18 206H16L15 208H16V211L17 212H19V208H18V210H17ZM40 207V208H39ZM47 207V206H46ZM45 207V208H46ZM136 207V206H135ZM140 208L142 207V206H139ZM160 207H162V206H160ZM207 207H209V206H207ZM258 207V206H257ZM26 208V209H25ZM37 208V207H36ZM52 207H50L49 209H51ZM153 208V207H152ZM178 208H179V206H178ZM249 209H250V207H248ZM247 208V209H248ZM22 209V208H21ZM130 209V208H129ZM133 209V208H132ZM137 209V208H136ZM139 209V208H138ZM254 209V208H253ZM257 210L259 209V208H256ZM261 209L262 208H260L259 210L261 211ZM15 210V209H14ZM46 210V209H45ZM47 210H48V208H47ZM119 210V209H118ZM120 210L118 211V212H120ZM158 210H160V209H158ZM182 210H183V208H182ZM255 210V209H254ZM43 211H44V209H43ZM133 211V210H132ZM246 211V210H245ZM249 211V210H248ZM260 211H259V213H260ZM120 212V213H121ZM122 212V213H123ZM178 212V211H177ZM176 212V210H175V213L178 215V213ZM250 212V211H249ZM252 212V214L254 215H256L255 217H257V215H259V214H256V213H253L254 211H251ZM256 212V211H255ZM45 213H47V212H45ZM117 213V212H116ZM126 213V212H125ZM127 213H129V212H127ZM180 213V212H179ZM231 213V212H230ZM233 213V212H232ZM243 213H245V212H243ZM258 213V212H257ZM262 213H263V209H262ZM124 214V213H123ZM132 214H134V213H132ZM246 214V213H245ZM116 215V214H115ZM131 215V214H130ZM251 215V214H250ZM125 216V215H124ZM127 216H129L128 214H127ZM133 216V215H132ZM131 216V217H132ZM135 216V215H134ZM133 216V217H134ZM179 216V215H178ZM181 216V215H180ZM245 216V215H244ZM261 216V215H260ZM262 216H263V214H262ZM120 216H118V218H119ZM130 217V216H129ZM162 217H159V218H162ZM169 217H171V216H168V217H164V218H169ZM211 217V216H210ZM252 217V216H251ZM253 218V219H255L256 220V218ZM32 218V217H31ZM122 218V217H121ZM124 218V217H123ZM122 218V219H123ZM135 218H136V216L134 217V220H135ZM136 218V219H137ZM157 218V217H156ZM178 218V217H177ZM177 218L175 219V222H177L176 220H177ZM186 218V217H185ZM208 218V217H207ZM233 218H234V216H233ZM259 218V216L257 217V219ZM262 218V217H261ZM163 219V218H162ZM181 219H183L182 217H181ZM192 219V218H191ZM206 219V218H205ZM228 219H229V217L227 218V221H228ZM232 219V218H231ZM242 219H243V217H242ZM252 219V218H251ZM250 219V220H251ZM70 220V221H69ZM130 220H131V218H130ZM129 220V221H130ZM138 220V219H137ZM153 221H156V220H154V218L152 219ZM152 220H150V221H152ZM157 220H158V218H157ZM167 220V219H166ZM179 220H180V218H179ZM195 220V219H194ZM230 220V219H229ZM248 220V219H247ZM255 220H253V224H254V221ZM261 220V219H260ZM264 220V219H263ZM37 221V220H36ZM64 221V222H65ZM133 221V220H132ZM149 221V222H150ZM152 221V222H153ZM160 221V220H159ZM163 221V220H162ZM161 221V222H162ZM165 221V220H164ZM181 222L182 221H184V219L183 220H180ZM186 221V220H185ZM188 221H190V219L188 220ZM191 221H193V220H191ZM190 221V222H191ZM210 221V220H209ZM160 222V223H161ZM168 222V221H167ZM169 222H170V220H169ZM179 222V221H178ZM177 222V223H178ZM195 222V221H194ZM154 223V222H153ZM157 223H159L158 221H157ZM193 222H191V224H192ZM208 223V222H207ZM230 223V222H229ZM235 223H237V221L235 222ZM234 223V224H235ZM260 223H261V221H260ZM203 224H205L204 222H203ZM253 224H252V226H253ZM238 225H240V224H238ZM259 225V224H258ZM188 226H189V224H188ZM194 226V225H193ZM206 226H208V225H206ZM230 226H234V225H230ZM248 226L249 227H247V228H249L250 230H251V228H250V224H248ZM195 227V226H194ZM255 227V226H254ZM191 228H193V227H191ZM241 228H242V226H241ZM244 228V227H243ZM242 228V229H243ZM246 228V227H245ZM206 229V228H205ZM214 229V228H213ZM225 229V228H224ZM235 229V231L237 230L236 228H232V230L231 231H233ZM242 229H240L241 231H242ZM264 228L262 227V229H256V228H254L252 231H251V233H250V230L248 231L249 233H250V235H252V237L253 238H255V239H257V240H260V239H264V230H263ZM229 231H230V229H228ZM245 230V232H246V230L247 229H244ZM228 231V232H229ZM230 231V232H231ZM234 231V232H235ZM233 232V233H234ZM232 233V232H231ZM231 233H230V235H231ZM240 233V232H239ZM243 232H241V234H242ZM221 234H222V232H221ZM235 234V233H234ZM236 234H238L237 233V231H236ZM235 234V235H236ZM74 235H75V237H74ZM206 235V234H205ZM211 235H212V233H211ZM218 235V234H217ZM246 235H247V233H246ZM249 235V236H250ZM202 236H204V234L202 235ZM232 237H233V235H231ZM245 236V235H244ZM248 236V235H247ZM225 238L227 237V235L226 236H224ZM223 237V238H224ZM237 237V236H236ZM239 237H241V236H239ZM206 238L208 239V237L206 236ZM209 238H210V236H209ZM220 238H222V236L220 237ZM222 238V239H223ZM224 238V239H225ZM64 239V240H65ZM214 239V238H213ZM218 241L217 242H219V239L218 238H216ZM230 238H228V242H227V244H226V249H224L225 247H223V252H224V254H232V256H233V258H235L234 256H238V255H240L239 253H240V248H241V244H243L244 242H246V240L247 239H245V241H243L242 243H239L240 241H234V239H230ZM236 239V238H235ZM238 239V238H237ZM241 239V238H240ZM263 239H262V242H263ZM209 240V239H208ZM215 240V239H214ZM213 240V241H214ZM252 240V239H251ZM212 241V242H213ZM70 242H71V244H70ZM208 242V241H207ZM220 242H222V241H220ZM224 242H225V240H224ZM248 242V241H247ZM246 242V243H247ZM259 242V241H258ZM210 243V242H209ZM209 243H207V244H209ZM215 243H216V241H215ZM254 243V242H253ZM256 243V242H255ZM69 244V245H68ZM217 244V243H216ZM222 244V243H221ZM218 245V244H217ZM260 245V244H259ZM205 246V245H204ZM208 246V245H207ZM220 246V245H219ZM71 247V248H70ZM211 247H214L213 245L211 246ZM217 247V246H216ZM215 247V248H216ZM244 247H245V245H244ZM250 247V246H249ZM264 247V246H263ZM245 249V248H244ZM243 249V250H244ZM211 250V249H210ZM220 250H222L221 248H220ZM220 250H218L219 251V253L217 252V254H219V256L217 257L216 256V258H219L220 257V253L222 252H220ZM243 250H241V251H243ZM260 250H261V248H260ZM263 250V249H262ZM213 251H214V248H213ZM214 254H216V253H214ZM222 254V253H221ZM246 254V253H245ZM201 255H202V253H201ZM200 255V256H201ZM242 255V254H241ZM240 255V256H241ZM197 256H198V253H197ZM206 256V255H205ZM205 256H203V259H204V261H205V259L206 260H208V258H209V256L207 257V258H204ZM213 256V255H212ZM212 256H210V258L209 259H211L212 258ZM226 256V255H225ZM236 256V257H237ZM240 256H238V257H240ZM260 256H262V255H260ZM259 256V257H260ZM214 257V256H213ZM223 257H224V255H223ZM238 257H237V259H238ZM244 257V256H243ZM194 258V257H193ZM222 258V257H221ZM229 258V257H228ZM242 258V257H241ZM198 257H196V261L198 262ZM202 259V258H201ZM200 259V260H201ZM223 259V258H222ZM221 259V260H222ZM224 259H225V257H224ZM236 259V258H235ZM235 259H233V260H235ZM68 260V262H71V261H69ZM212 260H213V258H212ZM220 260V261H221ZM252 260H254V259H252ZM216 261H219V259H217ZM220 261H219V263H220ZM242 261V260H241ZM248 261V260H247ZM257 261V260H256ZM188 262H187V264H188ZM194 262H195V260H194ZM212 262H215V261H211L210 260V262H209V264L210 263H212ZM192 263V262H191ZM200 263V262H199ZM202 263V262H201ZM208 263V262H207ZM217 262H215V264H216ZM218 263V264H219ZM226 263V262H225ZM224 263V264H225ZM233 263V262H232ZM235 263V262H234ZM247 263V262H246ZM245 263V264H246ZM261 263V262H260ZM71 264V263H70ZM190 264V263H189ZM242 264V263H241ZM244 264V263H243Z\"/></svg>",
	"mask_w": 264,
	"mask_h": 264
}]
</instances>
